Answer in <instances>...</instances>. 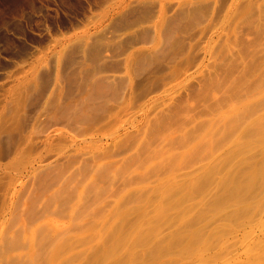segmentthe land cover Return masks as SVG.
<instances>
[{
	"label": "rangeland",
	"instance_id": "rangeland-1",
	"mask_svg": "<svg viewBox=\"0 0 264 264\" xmlns=\"http://www.w3.org/2000/svg\"><path fill=\"white\" fill-rule=\"evenodd\" d=\"M0 264H264V0H0Z\"/></svg>",
	"mask_w": 264,
	"mask_h": 264
}]
</instances>
